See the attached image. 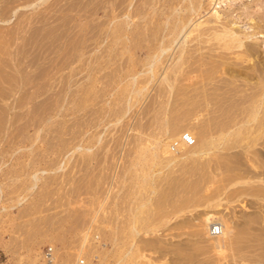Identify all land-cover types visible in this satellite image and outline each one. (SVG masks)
Segmentation results:
<instances>
[{
  "label": "bare ground",
  "instance_id": "obj_1",
  "mask_svg": "<svg viewBox=\"0 0 264 264\" xmlns=\"http://www.w3.org/2000/svg\"><path fill=\"white\" fill-rule=\"evenodd\" d=\"M47 1L0 0V21L6 22L13 15L18 16L12 26L0 25V176L5 175V178L9 177L14 181L26 175L30 181L26 185L28 189L32 188L41 177H38L40 174L30 173L32 171L27 172L26 170L29 167L31 169L37 163L35 155L41 154L42 156L39 157H43L48 150L46 144L50 138L46 140L45 135L47 130L50 131V127L48 129L47 127L52 119V116H49L51 109L48 108L52 105V103L49 104L51 97L48 95L49 81L52 80H49L50 71L51 74H56L57 70L53 69L54 65L61 71L62 66L69 64L68 70L71 68L79 71L80 68L83 71V73L80 71V75H85H83L85 77L83 80H86L84 84H82V79L76 80L79 82L74 83L82 84L83 88L87 86L88 89H93L92 92L96 88L100 92L98 95L103 99L106 97L105 101H109L110 105L113 103L121 106L116 110L119 115H125L133 103L148 101L150 105L148 106L155 112V117L153 116L155 121H160V128L168 134L167 141H159L150 149L145 147L144 138L138 136L139 133L137 134L135 131V136H137L133 135V138L136 139L133 150L135 152L130 151L132 148L125 151V146L123 149L120 144L124 140H121L122 135L119 136L120 143L116 144L120 145L121 149L125 151L124 153H131L130 163L126 169L131 175L129 180L132 187L127 188L129 189L127 196L135 197V201L133 198L130 201L131 204L129 202L130 205L126 209L127 214L125 211L126 219L121 217L124 222L118 218L117 220L122 223L118 224L117 222L118 225L114 226L111 222L110 227L113 226L119 232L120 230H123V233L127 232L130 239L132 236H138L142 230L148 234L158 235L156 224L160 222L157 221L159 223L155 224L154 218L158 219L156 217L158 213L159 215L161 213L162 217L165 215L164 209L168 207H165L167 198L170 196V201L176 199L189 202L196 192L204 188V184L209 186L208 183L217 184L216 188L219 190L216 192L232 186L233 188L228 190L230 192H228V200L240 201L243 209L247 207L244 203L245 200L249 202L254 199L264 202V51L262 50L264 43L256 37L260 33V37H264V0H249L244 2L243 6L236 7L232 11L219 6V3L226 4L229 0H206V6L202 0H90L88 4L86 2L85 6L82 0L84 9L80 5L77 7L80 6V10L86 12H81L84 13L83 19L87 21L89 17L92 18L90 23L87 21L84 24L85 21L82 20L83 24L81 25V22L77 21L81 28L75 26L79 28V32L74 28L73 31L76 32H73L72 37H70L71 26L72 28L74 26L73 23L71 26L69 23L76 17H72L73 20L71 18L69 21L70 14H67L69 17L65 14L69 18H67L68 22L62 15L66 23H62L64 28L58 32L59 26H62L61 23L57 27L47 25L49 17L46 18L45 12L49 10L48 8L44 9L43 13L40 12V15L38 13L39 17L36 13L35 15L33 13L31 15V12L27 14L26 11L21 13L23 9L35 10L36 7L47 3ZM53 6L55 5L53 4ZM255 7H257L256 11ZM57 8L59 9V7ZM52 9L54 11V8ZM71 9L73 11V8ZM61 10L63 11V9ZM77 14L79 13L76 12L75 16H78ZM255 14L257 16H254ZM79 16L81 17V15ZM243 19L251 21L252 32H243L236 25L239 20ZM36 21L42 23L39 24V27L33 28L32 24ZM69 29L70 34H68ZM249 37L255 38V40L246 42L244 39ZM52 38H54L52 42L54 44L49 45ZM51 45H54L53 48L57 52L61 51L57 55L65 56L62 59L59 57L62 61L59 63L62 65L54 59L52 60L54 61L53 65L51 64L49 54L54 50ZM78 63L79 66L76 67L75 65ZM51 66H53V70H51ZM74 66L76 68H73ZM52 71L54 72L52 73ZM70 71L68 72L71 73ZM75 75L68 77L69 80L66 76L67 81L62 77L66 82L63 84L72 85L71 78ZM83 76L80 77L84 78ZM82 86L80 85L78 88L80 89ZM67 88L69 87L66 86V90ZM88 89L86 88L87 91ZM87 91L86 94L85 90L82 91L85 96L90 90ZM95 91L93 93L96 96ZM92 92L90 91V93ZM65 97H62V100L60 97H56L60 98L59 101L61 100V103L56 104L59 105L66 101ZM56 98H53L52 101ZM102 98H99V101H103ZM105 101L103 102L105 103ZM56 104L54 103V105ZM57 105L56 107H63V105ZM147 107L145 108L147 109ZM168 114H172L173 118H170L172 121L166 116ZM118 119L120 120V118ZM184 121L192 123L191 126H185ZM141 124L139 126L143 128L145 125L141 126ZM134 126L138 125L135 123ZM140 127L139 129H141ZM126 128H124V132L127 130ZM58 129L60 130V128ZM133 129L135 128L133 127ZM141 131L144 134L145 130ZM51 132L47 134L51 135ZM61 132L56 131L54 134L57 135ZM184 135L190 137L191 143L185 140ZM60 136L57 135V137ZM97 137L98 139L94 137L97 139L96 141L100 138ZM49 146L51 147V145ZM83 148L84 154L89 153V147ZM104 149L106 148L104 147ZM49 150L48 152L51 151ZM94 150L97 149L94 148ZM90 155L93 153L86 155L87 158L89 156L91 159ZM176 159L181 163L178 169L179 174H174L176 171L169 172V170V173L162 176L158 182L165 181L166 186H161L163 188L158 190V185L153 182V177L157 173H153L155 169L152 170L154 167L150 166L149 162L156 160V164H166ZM10 160L13 162L9 165ZM214 165L215 167H213ZM116 171L118 170L116 169ZM22 179L27 181L24 177ZM137 185L139 189L134 188ZM150 186L155 188L153 187L150 191ZM176 191H182L183 194L178 198ZM88 192H90L89 189ZM153 193L158 195V199L155 201L152 198ZM125 199L126 201L123 203L129 201V198ZM219 204L217 202V205ZM102 205L105 204L102 203ZM115 211L118 213L117 209ZM97 215H93V220H96ZM99 216L102 217V215ZM112 218L111 221L114 219ZM74 219L76 221V218ZM166 220L168 219L166 218ZM163 221H161L162 224ZM189 224L195 228V235L201 237L203 230L206 231V236L202 237V241L196 242L195 247L179 245L172 251H167L165 245L162 244L164 240L161 241V237L156 236L157 239L143 240L141 238L136 241L134 240L136 237H133V240L128 242L129 253L127 254L132 255L134 251L140 249L142 243L146 250L149 249L147 252H152L149 253L151 256L153 253L158 255L157 257L155 255L154 258L148 257L145 255L146 252L144 256L148 260L146 259L145 263L141 264H264V210L261 208L249 215L246 212H242L241 215L227 212L219 214L214 209H207L193 216ZM214 225H218L219 228V233L216 235L212 234ZM106 226H109V223ZM127 237L123 241H126ZM82 238V247H84L88 233H84ZM170 252L173 253V256H170ZM179 254L183 256L182 259L178 258ZM49 255L51 256H48L47 261L55 264L58 258L57 254ZM201 255H204L205 258H199ZM139 262L137 261V263Z\"/></svg>",
  "mask_w": 264,
  "mask_h": 264
},
{
  "label": "rangeland",
  "instance_id": "obj_2",
  "mask_svg": "<svg viewBox=\"0 0 264 264\" xmlns=\"http://www.w3.org/2000/svg\"><path fill=\"white\" fill-rule=\"evenodd\" d=\"M53 1H54V3H53ZM83 1H84L83 3H85L84 4L85 6H86V2H87V4H88V2H90V0H83ZM248 1L249 0H229L226 2V4L219 3V6L222 7V9L224 8L228 11H232L236 7L239 8L240 6H243L244 2H248ZM202 2L204 4V6L207 5L206 0H202ZM76 3H78V4H76ZM83 3H82V0H67V1L65 0V2H64V0H60L58 2L56 0H48L45 5L44 4L39 5L38 7L35 8V10L31 9V8L30 9H23V10L21 9L22 10L21 13H24L26 11L27 14H30V12H31V15H32V13H33V15H35V13H36V15H38V13H39V15H40L41 13H43L45 11L44 9L47 10V8H48L49 10H47L48 12L47 11L45 12L46 13L45 15H46V18L49 17V18H47V20H48L47 25L49 27H51V26L57 27V25H59L60 23L62 24L63 22L64 23L68 22L67 20L69 19L68 18L69 16L67 14H70L71 16H70L69 21H71L72 17L73 18L76 17V18H74V20L72 18L73 21H71L69 23L70 26L72 23H73L72 25L74 26L73 28L71 26L72 34H70L71 33L70 29H69V31H70L69 33L67 31V33L70 34V37H72L71 35H73V32L75 30L78 31V29L81 28L79 26L81 24H83L82 20L85 21V19H83V17H82V15L84 13L83 14L81 13L83 10L82 11L80 10L81 9L80 6L83 7L82 9H84V7H85L84 5H82ZM53 4L55 6H53ZM68 4H70V6H68ZM66 5L68 6V9H67ZM77 5H80V6L77 7ZM57 7H59L60 10ZM65 7L67 10L65 9ZM70 7L73 8V11ZM52 8H54L55 12L53 11ZM74 8H75V10H74ZM50 9H51V11H50ZM61 9H63V11ZM256 10H257V7H255V11ZM76 12L79 13V14H77L78 16H75ZM83 12H85V11H83ZM240 12H241V10H240ZM39 15H38V17H39ZM57 15H58V17H56ZM62 15L65 16L66 22L64 21L65 18ZM72 15H74V16H72ZM79 15H81V17ZM254 16H257V15L255 14ZM17 17H18L17 15H13L9 21H6V22L0 21V25L12 26L14 24V21L17 20ZM78 17H79V20H77ZM80 18H81V21H80ZM91 18L92 17H89V20H87V21H89V23H90ZM54 20H55V22H54ZM77 21H78V23L81 22L80 25H78ZM87 21H85L84 24ZM36 22H34L35 24L34 23L32 24L33 28H36L37 26L39 27V24L41 25V23H42V22L39 23V21L37 23ZM54 24H56V25H54ZM63 24H62V26L61 25L59 26L58 32H60L64 28ZM236 25L243 32H252L253 31V28L251 27L252 25H251L250 20H247V19L239 20L238 24H236ZM75 26H77L79 28H76ZM74 28H76V29L73 31ZM80 31H81V29H80ZM75 35H76V33H75ZM260 35H261V33L257 34L256 37L258 39L262 40L264 43V37H260ZM55 39H56V37H55ZM47 40H49V39H47ZM53 40H54V38H52L51 43H49V45L54 44V43H52ZM244 40L246 42H251V41H254L255 38L249 37V38H245ZM51 46H52V50H53L54 45H51ZM262 50L264 51V49H262ZM54 51H56V52H54ZM59 52H61V51H59ZM59 52H57V50L54 49L53 51L50 52L49 58H51V61L53 59H54V61L57 60L58 64L62 65L59 62H62L60 60V58L62 59L64 55L62 54L63 55L62 57H61V54L57 55V53H59ZM53 55H55L58 59L54 58L55 56H53ZM86 56H87V54H86ZM54 61H52V63H51L52 65H53ZM56 63H54V64H56ZM68 66H69V64L62 66L63 68L60 67V68H62L60 71L54 65L53 69H56L57 71L56 70H54V71H56L57 73L55 74V73H53L54 71H52L53 74H51V71H50L49 80L50 79H52V80L49 81L50 82L49 83V90L50 91H48V93H49L48 95H49V97H51L49 104L52 103V105H50V107L48 106V108H49V110L51 109V111H49V113H51V114H49V116L51 115L52 119L49 121V124L47 127V129L50 127L49 128L50 131L47 130L46 135L45 134L44 135L46 136V140H48L50 138L49 139L50 141L48 140L49 142H54V141L55 142L49 143L47 141L46 146L48 145L47 148H48V150L51 148L50 149L51 151L49 150L50 152H48V150H46V153L43 156L44 158L39 157V156H42L41 154L39 156H38V154L35 155V157H36L35 161L36 160H38V161H36L37 163L34 166L31 165L35 168L32 170L33 167H31V169H29L30 168L29 167L26 170L27 172L32 171L30 173H34L37 175L40 174L38 177H40V176L41 177L39 178V180L36 181L37 183L35 182V185H33L32 188L28 189V188H26V185L29 184L30 181H28L29 179H27L28 177L26 175L21 176L18 180L16 179L14 181H13V179L11 180L9 177L5 178V175L0 176V264H52L49 261H47L48 260L47 258H48V256H51V255H49L51 253H56L58 256L55 264H139V263L141 264L143 262L145 263L146 259L148 260V258L145 257L144 254L149 249L146 250L141 243L140 249H138V250L136 249L137 251H134V253L132 254L133 256L127 254V253H129V246H127V245H129L128 242H129V240H133L132 239L133 237H136V238H134L135 241H136V239H141V238L143 240V239H147V238L148 239H151V238L157 239V237L158 238L161 237V241H162V239L164 240V241H162V244L165 245V248L167 249V251L168 250L172 251L175 247H177L179 245H182V247H195L196 242L202 241L203 240L202 237L206 236V231L203 230V233H201V237H200V235H197V234L195 235V228L190 226L189 222L193 216H196L201 211H204L207 209H214L219 214L222 212H227V213H231V214L236 213L238 215H241L242 212H246L249 215L250 213H254V211L260 210V208L262 210H264V202L263 201H256L254 199L249 200V202H251L250 204H249V202H246V200H245L244 203L247 207L243 209L241 207L242 204L240 203V201H236L234 199L228 200V198H229L228 194L230 193L229 191L233 188L232 186L222 188V189H220L221 191L216 192V190L217 191L219 190V188L218 189L216 188L217 184L214 183V185H213V183L212 184L208 183L209 186H207V184L206 185L204 184V186H203L204 188H202L201 190L196 192L194 194V196L189 200V202H184L182 200H176V199H173L170 201V196L167 198L168 201L166 202L165 207H167V206L168 207L164 209L166 211V212L164 211L165 215H163V217H162V215L160 213V215H161V217H160V215L158 213L157 216L155 214V216L158 219L155 220L156 218H154L155 224L160 222L159 224H156V227L158 229V232H157L158 235L148 234V233L143 232V230H142L138 236H132V238L130 239L129 238L130 236L127 232L123 233L122 232L123 230L122 231L120 230V232H119V231H116L113 226L110 227V225L112 224L111 222H113L112 225H114V226H116L117 222H118V224H120L121 221L124 222V220L122 218L126 219V214H127L126 209H128V206L131 204L130 201L133 200V198H134L133 201H135V197L132 198V197L127 196L128 190L132 187L131 181L129 180L131 175L129 174L128 170L126 169L130 163L131 153H127V154L124 153L126 150L131 149V148H132V150H130V151L132 152L135 148V143H136L135 137H137V136H135L136 135L135 131H137V134L139 133L138 136H142L144 138L143 139L144 144L146 142L145 147H148V148L155 146L156 145L155 143H158L159 141H161V142L167 141L168 134L165 133L162 128H160L161 122L157 121V120L155 121V118H154L155 112H154V110L150 109V107H149L150 105H149L148 101L142 102V103L139 102L140 105H138L139 104L138 102H137L138 104L133 103V105H131V106H133V108H131V106H130L129 109H131V110L128 109L127 110L128 112H126L127 114L125 113V115H119L118 113H116V110L120 109L121 106H118L116 104L114 105L113 103H111V105H110L109 101H105L106 97L103 99L100 95H98V93L100 94V92H98V90H96V88L94 89V91L96 90L95 91L96 96L93 93L94 91L92 92L93 89H88V87L85 85H84L85 87L83 88L82 84H84L86 82V80H83V79H85V77H84L85 75L84 74L80 75L81 73H83V71H81L80 68H79V71H78V69H71L70 68V70H73V71H70V70H68L69 69ZM75 66L78 67L79 63L76 64ZM75 66L73 68H76ZM52 67L53 66H51V70H53ZM67 70L70 71L71 73H69ZM76 71H78L77 74H76ZM80 71H81V73H80ZM67 73H68V75L70 74V76H68ZM72 73L76 74V75L74 74L75 77L71 78V81L73 82V84L72 85L71 84H69V85L65 84L66 86H68L70 88V89L67 88V90H66V86L63 83H66L65 81L70 79L68 77L74 76ZM54 76H56V77H54ZM66 76H67V80H66ZM80 76H83L84 78H81ZM53 77H54L55 81H53L54 80ZM62 77L64 78L65 81H63ZM74 78H76V79H74ZM79 79H82L81 80L82 84H80L82 87L80 89L78 88L80 85L74 83V82H79L80 81ZM76 80H79V81H76ZM62 85H64V86H62ZM86 88L88 89V91L90 90L93 94L90 93V91H89V93L85 96L86 91H87ZM84 90H85V92H84L85 94H83V92H82ZM59 94H61V95H59ZM90 94H91V96H90ZM92 96H94V97H92ZM97 96H99V97L96 98ZM56 97H60L61 100H62V97L66 98V101H64V102L62 101L63 103L59 104V105H63V107L56 104V103H61L60 102L61 100L59 101L60 98L57 99ZM83 97H85V98L83 99ZM53 98H56V99H54V101H52ZM86 98H88V99H86ZM99 98H102L101 100L105 101V103L103 101H99L100 100ZM56 100L59 102H57ZM63 100H65V99H63ZM54 103L59 107H56V105H54ZM146 104H147V106L148 105L149 106L147 107ZM54 106L56 108H53ZM145 107H147V109ZM97 108H98V110H96ZM171 115L172 114H168L166 116L169 118V120L172 121V119H170V118H173ZM118 118H120V120ZM186 121L188 122V120H186ZM137 122L142 123L141 126L142 125L143 126L145 125V126L143 128H141L139 126L140 123L137 124ZM187 122L185 123V121H184L185 126H187V125L191 126L192 123H190V122L187 123ZM57 123H58V125H57ZM131 123H133L134 125L136 123V125H138L141 129H139L138 126L137 127H135L134 125L132 126ZM126 126H127V128H126ZM129 127H131L132 129L134 127L135 129H133L131 131L130 130L131 128L128 130ZM58 128H60V130L62 132ZM124 128L127 129L125 132L123 131ZM136 128H137V130H136ZM55 129L57 132H61V133H58L59 136L61 135L60 137H57L58 134L57 135L54 134L56 132ZM142 129L145 130L144 134H142L143 133V131H141ZM51 131H53V132H51ZM48 132H51V135L54 134V135H52L53 137L56 135L57 138L56 137L53 138L50 135V133L47 134ZM127 134L129 135V138H127L128 137ZM146 134H147L148 138H147ZM47 135L48 136L50 135L51 137L50 136L48 137ZM94 135H96V136H94ZM133 135L135 136L134 138H133ZM97 136L100 137L98 141H96L98 139ZM119 136H121V140H124V141H121V143L119 142V139H118V138H120ZM94 137H96L97 139ZM116 138H117V141H116ZM125 138L127 139V142H126ZM146 138H147V140H146ZM133 140H134V143H133ZM117 142L122 144L121 145L122 148L125 146L124 147L125 149L123 148L125 151L123 149H121L120 145L116 144ZM123 143H124V145H123ZM49 145H51V147ZM86 146L89 147V153L87 152V154L86 153L84 154V150H83L84 148L83 147H86ZM104 147L106 149H104ZM94 148H96L97 150H94ZM112 148L115 150H113ZM86 149L88 150V148H86ZM86 149H85V152H86ZM108 151H109V153H108ZM133 152H135V151H133ZM90 153L91 154L93 153L94 156L90 155L91 159L89 158V156H88V158H89L88 159L86 155H88ZM124 154H126V155L123 156ZM117 155H119V156H117ZM97 156H99V157H97ZM106 158H108V159H106ZM163 158H165V157H163ZM85 159L88 161H86ZM113 159H114V161H113ZM177 159L172 161L171 163H166V164L165 163L156 164L155 163L156 160L149 162V165L150 166L153 165V167H154L152 170L155 169L153 171V173L154 174L157 173V175L153 177L154 178L153 182H155V185H158L157 186L158 190L162 189L163 187L166 186L165 181L161 180L162 183L161 182L158 183L159 179L162 176H165L169 172H172V171L173 172L176 171L174 174H177V173L179 174L178 169H179L181 163H180V161L178 162ZM123 160H125V161H123ZM95 161H96V164H94ZM175 161H176V163H175ZM12 162L13 161L10 160L8 162V164L10 165V164H12ZM97 162H98V164H97ZM104 162L105 163L107 162L106 165ZM173 162H174V164H173ZM124 166H126V167H124ZM213 167H215V165ZM4 169H5V167H4ZM116 169L118 171H116ZM124 169H126L127 171ZM92 171H94V172H92ZM91 172H92V175H91ZM101 173H103V174H101ZM108 174H109V176H108ZM125 174H126V176H125ZM120 175H121V177H120ZM122 175H124V176L122 177ZM47 176H49V177H47ZM23 177L25 179H27L26 182H28V183H26L25 180L22 179ZM89 178H91V179H89ZM124 178H126V179H124ZM104 179H106V180H104ZM100 181H103V182H100ZM80 182H82V183L80 184ZM91 182H93V183H91ZM112 184H114V185L112 186ZM128 184H130V185H128ZM85 185H86V188H84ZM129 186H130V188H129ZM161 186H163V187H161ZM138 187L139 186L137 185V187H134V188L139 189ZM153 187L154 186H150L149 190L151 191V189ZM205 187H206V189H205ZM87 188L89 189L90 192H88ZM127 188H129V189H127ZM125 190H127V191H125ZM82 192H84V193L81 194ZM176 192L178 194V198L183 194L182 191H176ZM125 193H126V195H125ZM124 196L129 198L128 199L129 201H127V203H123L126 201V199H125L126 197H124ZM152 198L154 201L157 200L158 199L157 193H153ZM84 199H87V200H84ZM92 200H93V202H92ZM216 201L218 202V204L220 203L221 205L220 204L217 205ZM129 202H130V204H129ZM90 203H91V205H90ZM102 203H104L105 205H102ZM117 203L120 204V207L122 205L123 206L121 208L120 207L117 208V206H118ZM172 204H173V206H172ZM101 205H102V207L103 206L104 207L102 208ZM83 206H84V208H83ZM92 206H93V209H92ZM124 206L125 207L127 206V207L125 208ZM99 207H100V209H99ZM124 208H125V210L123 211ZM95 209H96V211H95ZM98 209H99V211H98ZM111 209H112V211H111ZM116 209L118 210V213H117V211H115ZM107 211L111 212V213H108ZM125 211H126V214H125ZM96 212L99 214L97 215ZM170 212H171V214H170ZM121 213H124L125 215L121 214ZM79 214H81V215H79ZM95 214L97 216L102 215L103 218L101 216H99V217L96 216L97 217V218L95 217L96 220H93L94 218H92V217H94ZM167 214L169 217L167 216ZM51 215H52V217H51ZM77 215H78V217H77ZM54 217L56 220L54 219ZM63 217H64V219H63ZM106 217H107V219L109 218L108 221H107V219H105ZM164 217H165V219H164ZM74 218H76V221ZM78 218H79V221H78ZM111 218L113 219V221H111ZM118 218H119V220L121 219V221L117 220ZM166 218L168 220H166ZM47 219L48 220L50 219L49 222ZM81 219L82 220L84 219V220L82 221ZM101 219H104V220H101ZM159 219L160 220L162 219L161 221L164 220L163 224L161 223V221ZM91 221H93V222H91ZM157 221H159V222H157ZM82 223H83L84 227L82 226ZM94 223H95V225H94ZM108 223H109V226H106V225H108ZM78 225H80L81 227H79ZM103 225H105V226H103ZM103 228H105V229H103ZM108 228H109V230H108ZM82 231L85 234L88 233V238L86 240V242L87 241L88 242L84 243V247H82V240L84 238V236L82 238V235H84V233ZM80 232H82V233H80ZM126 237H127V240L123 241L126 239ZM160 245H161V243H160ZM142 249H143V251H141ZM144 249H145V251H144ZM48 250H50V252L46 254V251H48ZM139 251H141V252H139ZM150 252L151 251L147 252L145 255L150 257L151 256L149 254ZM169 254H170V256H173V253L170 252ZM155 255L157 257L158 254L153 253L151 257L154 258ZM202 257L205 258L204 255L199 256V258H202ZM142 258H144V259H142ZM178 258L182 259L183 256H181L179 254ZM137 261L138 262L141 261V262L137 263ZM181 263H183V261H181Z\"/></svg>",
  "mask_w": 264,
  "mask_h": 264
},
{
  "label": "built area",
  "instance_id": "obj_3",
  "mask_svg": "<svg viewBox=\"0 0 264 264\" xmlns=\"http://www.w3.org/2000/svg\"><path fill=\"white\" fill-rule=\"evenodd\" d=\"M184 138L187 142L191 143V139L190 137H188L187 135H184ZM219 233V228H218V225H214L213 226V229H212V234L216 235ZM50 250L46 251V254L49 253Z\"/></svg>",
  "mask_w": 264,
  "mask_h": 264
}]
</instances>
